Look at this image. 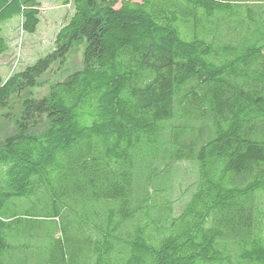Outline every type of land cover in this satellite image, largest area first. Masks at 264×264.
<instances>
[{
    "label": "trees",
    "instance_id": "trees-1",
    "mask_svg": "<svg viewBox=\"0 0 264 264\" xmlns=\"http://www.w3.org/2000/svg\"><path fill=\"white\" fill-rule=\"evenodd\" d=\"M66 4L55 48L0 74L1 104L84 41L0 143V264H264V0ZM14 16L33 34L39 0H0V55ZM173 123L196 171L176 214L139 185Z\"/></svg>",
    "mask_w": 264,
    "mask_h": 264
},
{
    "label": "rangeland",
    "instance_id": "rangeland-1",
    "mask_svg": "<svg viewBox=\"0 0 264 264\" xmlns=\"http://www.w3.org/2000/svg\"><path fill=\"white\" fill-rule=\"evenodd\" d=\"M66 2L67 0H39L40 22L33 34L22 31L20 16H14L2 23V30L9 44L8 50L0 55V74L3 78L22 70L55 48L56 33L72 13L70 4ZM83 51L84 41L71 43L63 59L53 61L36 79L33 87L16 89L0 104V143L15 131L16 121L20 117L25 98L44 96L53 83L79 69L83 60ZM172 126L176 124L167 125L161 134L157 159L140 170L139 185L143 188L161 189L167 195L173 213L176 214L189 197L190 189L196 181V171L191 160L178 161L172 156L174 149L171 140ZM188 126L185 135L180 137L181 140L194 135L192 131L200 128L205 130L208 127L207 124L197 122L188 123ZM158 198L156 203L160 205Z\"/></svg>",
    "mask_w": 264,
    "mask_h": 264
}]
</instances>
